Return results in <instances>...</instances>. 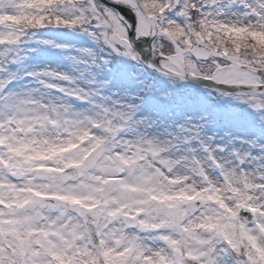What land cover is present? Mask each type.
I'll return each instance as SVG.
<instances>
[{
  "label": "clouds",
  "instance_id": "9594fccd",
  "mask_svg": "<svg viewBox=\"0 0 264 264\" xmlns=\"http://www.w3.org/2000/svg\"><path fill=\"white\" fill-rule=\"evenodd\" d=\"M0 264H264V0H0Z\"/></svg>",
  "mask_w": 264,
  "mask_h": 264
}]
</instances>
